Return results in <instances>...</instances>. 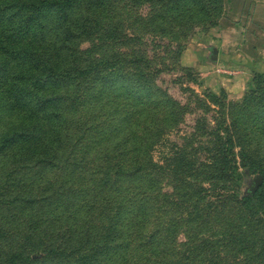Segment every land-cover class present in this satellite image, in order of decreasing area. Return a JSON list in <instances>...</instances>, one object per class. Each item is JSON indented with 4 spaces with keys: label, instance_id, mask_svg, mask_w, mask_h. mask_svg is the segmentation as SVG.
<instances>
[{
    "label": "trees",
    "instance_id": "trees-1",
    "mask_svg": "<svg viewBox=\"0 0 264 264\" xmlns=\"http://www.w3.org/2000/svg\"><path fill=\"white\" fill-rule=\"evenodd\" d=\"M116 1L0 0V167L11 168L9 180L18 170H40L43 174L57 169L81 170L80 162L74 165L76 162L69 160L81 158L83 165L86 164L82 155L91 152L93 129L88 131L82 120L75 117L86 101L71 92L72 86L77 87V92L85 89L91 92V87L87 88L89 83L99 85V91H95L99 96L106 90L123 93L141 109L149 105L148 100L160 99L155 105H164L173 113L179 109L178 117L197 113L191 135L183 138L186 148L170 157L188 180L199 181L196 187H191L186 214L193 216L196 210L197 222L211 217L212 213H218V219L224 222L229 220L222 243L235 251L237 257H243L245 264H264V75H255L242 112L230 123L221 122L217 116L223 119L220 110L224 108L226 92L221 91L220 96L211 93L199 96L188 86L199 84L195 72L152 63L160 58L152 53L155 49L169 55L175 51L173 44L162 36L161 41H154L155 49H150L142 36L128 35L108 21L109 9ZM130 1L156 11L153 21L171 18L174 23L189 24L192 29L200 22L217 26L226 16L228 3V0ZM262 10L264 7L253 4V11L245 20L247 30L241 51L253 59L264 50V44H257L264 41V35H258V32L264 34ZM250 24L254 29L249 30L247 25ZM157 38L160 37L155 40ZM76 44L87 46L80 49ZM110 45L126 51L107 53L104 49ZM168 74H174L173 84L183 88L190 102L195 100L196 110L190 105L182 107L159 85ZM97 130L95 127L94 131ZM134 143L132 140L122 145L127 148ZM138 148L136 164L144 161L148 165L140 166L142 171L138 168L126 175L118 171L111 173L110 165L105 164V153L109 163L111 160L106 146L101 152L95 151V156L103 155L94 158L93 163L99 160L97 168L104 176L98 175L91 183L93 187L102 191L110 187L115 178V182L120 179L139 182L132 189L117 191L121 195V207L126 204L134 212L125 215L121 209L117 210L114 226L102 245H97L98 241L87 245L78 242L71 249L46 250L41 258L32 259L34 252L28 243V248L4 254L0 264H136L130 260L133 241L123 230L134 219L138 218L135 223H140L141 218H145L142 209L152 206L155 193L152 189L145 191L142 181L151 182L148 179L153 170L160 166L149 160L151 149H144L143 145ZM164 162H168L166 158ZM241 168L263 179L254 197L240 199L237 191L230 187L241 180ZM5 188L0 189V202L34 204L21 195L4 200ZM115 234L120 241L118 244H114ZM4 236L0 228V241ZM147 243L148 248L156 246L152 237ZM141 264H144L143 259Z\"/></svg>",
    "mask_w": 264,
    "mask_h": 264
},
{
    "label": "rangeland",
    "instance_id": "rangeland-1",
    "mask_svg": "<svg viewBox=\"0 0 264 264\" xmlns=\"http://www.w3.org/2000/svg\"><path fill=\"white\" fill-rule=\"evenodd\" d=\"M253 4L264 7V0H228L226 16L217 26L200 22L193 25L195 30L189 24L181 26L178 22L174 23L171 18L153 21L152 16L156 11L150 6L136 5L130 0H118L112 4L107 20L114 22L128 35L142 36L144 43L150 44V49H155L154 41L159 42L162 36L167 37L166 41L173 44L174 53L165 55L155 49L152 53L160 58L154 59L152 63H165L177 70L188 68L195 72L199 84L188 86L199 96L209 93L220 96L221 91H225L227 98L224 108L220 110L224 120L217 117L221 122L227 120L230 123L244 109L243 106L249 99L248 94L253 89L255 75H264V50L254 59L238 61L244 69L242 72L233 64L237 59L229 56L230 52H238L244 45L247 30L245 20L253 11ZM247 27H250L249 30L254 29L251 24ZM258 35L264 34L258 32ZM157 36L160 38L155 40ZM250 43L253 44V41L250 40ZM257 44L262 45L264 41ZM86 46L87 44L81 47L75 45L80 49ZM104 51L116 54L126 50L110 45ZM237 75L242 77L238 84L232 81L226 83L225 76L232 79ZM173 76L174 74L164 75L159 85L167 89L182 107L190 105L191 109L196 110L198 105L195 100L190 102L189 95L183 93V88L173 84ZM89 87L93 95L86 89L77 92L76 86L71 88L74 95L82 96L86 101L85 107L75 117L82 120L88 131L89 128L93 129L90 134V139L94 141L91 152L82 155L86 164L83 165L81 158L69 160L76 162L74 165L80 162L81 170L57 169L44 174L39 173L40 170H18L9 180L11 168L1 165L0 189L6 186L3 199H16L21 195L26 200L34 201V204L26 206L20 202H0V228L5 235V240L2 238L0 241V262L3 261L4 254L23 250L25 246L28 248V243L34 252L32 259L41 258L46 250L71 249L78 242L87 245L98 241L97 245H102L114 226L117 210L119 212L121 209L125 215L134 212L126 204L121 207L122 199L117 191L132 189L139 182L128 183L120 178L115 182L117 178L114 175V183L110 187L102 191L95 186L94 189L91 184L93 180L98 175L104 176L97 168L99 160L93 163L94 158H102L103 155L95 156V151L101 152L106 146L110 150L111 160L109 163L105 153V164L110 165L111 173L118 171L126 175L140 166L148 165L144 161L136 164V157L139 158L138 147L143 145L144 149H151L149 160L160 166L153 170L148 179L151 182L142 181L145 191L152 189L155 193L154 199H151L152 206L142 209L147 218L141 216L138 224L135 223L138 218L136 221L134 219L123 230L133 241L130 260L136 264H141L142 259L144 264H245L243 257H237L235 251L222 243L224 228L229 227V220L224 222L218 219V213H212L211 217L197 222L196 210L195 215L190 217L185 212L189 207L187 203L192 193L191 187H196L199 181L188 180L182 173V168L170 160V157L174 152L186 148L183 138L191 135L197 113L178 117L179 109L173 113L164 105L156 106L155 103L160 102V99L148 100L149 105L143 110L138 108L136 101L128 99L123 93L106 90L99 96L95 92L99 91V85L89 83L87 88ZM204 118L209 116L204 115ZM95 127H98L97 131H94ZM132 131L137 134L134 135ZM142 131H145L144 134ZM131 139L136 144L127 148L122 145L126 141L130 143ZM165 158L168 162H164ZM239 174L241 180L230 187L237 191L240 199L254 197L252 188L260 175L242 168ZM204 186L208 187L207 184ZM150 237L156 243L153 248H148ZM113 240L114 244L120 243L117 234L113 236Z\"/></svg>",
    "mask_w": 264,
    "mask_h": 264
},
{
    "label": "crops",
    "instance_id": "crops-1",
    "mask_svg": "<svg viewBox=\"0 0 264 264\" xmlns=\"http://www.w3.org/2000/svg\"><path fill=\"white\" fill-rule=\"evenodd\" d=\"M229 56L231 57H233V58H236L237 59V61H234V66L235 67H237V69L239 68V72H242L244 69H243V67L242 66H240L239 65V62H240V60L241 59H243V60H251V59H253V58H250V57H248V56H246L241 50H239L238 52H230V54H229ZM239 61V62H238ZM231 62V61H230ZM229 62V63H230ZM233 64H231V65H233ZM237 64V65H236ZM230 65V66H231ZM236 70V69H235ZM241 70V71H240ZM238 72V71H237ZM246 74H248L247 72H246ZM226 78H225V81H226V83H227V81H232V82H237V84L240 82V80H242V77L241 76H239V75H237V76H235L234 78H228L227 76H225ZM229 79V80H228ZM226 83H224V84H226ZM227 84H229V83H227ZM236 84V83H235ZM227 90V89H226Z\"/></svg>",
    "mask_w": 264,
    "mask_h": 264
},
{
    "label": "water",
    "instance_id": "water-1",
    "mask_svg": "<svg viewBox=\"0 0 264 264\" xmlns=\"http://www.w3.org/2000/svg\"><path fill=\"white\" fill-rule=\"evenodd\" d=\"M263 184V179L261 176H259L256 180H255V186L252 188V194H255L259 188L262 186Z\"/></svg>",
    "mask_w": 264,
    "mask_h": 264
}]
</instances>
